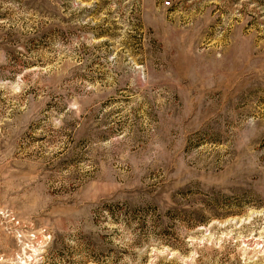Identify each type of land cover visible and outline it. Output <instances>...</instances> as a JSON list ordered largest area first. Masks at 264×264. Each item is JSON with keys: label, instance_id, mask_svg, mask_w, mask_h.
Listing matches in <instances>:
<instances>
[{"label": "rangeland", "instance_id": "1", "mask_svg": "<svg viewBox=\"0 0 264 264\" xmlns=\"http://www.w3.org/2000/svg\"><path fill=\"white\" fill-rule=\"evenodd\" d=\"M0 0V264H264V0Z\"/></svg>", "mask_w": 264, "mask_h": 264}, {"label": "built area", "instance_id": "2", "mask_svg": "<svg viewBox=\"0 0 264 264\" xmlns=\"http://www.w3.org/2000/svg\"><path fill=\"white\" fill-rule=\"evenodd\" d=\"M165 4L166 5H170L171 4V1H169V0L165 1Z\"/></svg>", "mask_w": 264, "mask_h": 264}]
</instances>
